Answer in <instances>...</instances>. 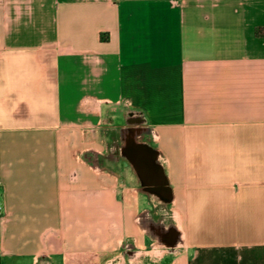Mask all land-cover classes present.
<instances>
[{
    "label": "crops",
    "instance_id": "obj_1",
    "mask_svg": "<svg viewBox=\"0 0 264 264\" xmlns=\"http://www.w3.org/2000/svg\"><path fill=\"white\" fill-rule=\"evenodd\" d=\"M0 264H264V0H0Z\"/></svg>",
    "mask_w": 264,
    "mask_h": 264
},
{
    "label": "built area",
    "instance_id": "obj_2",
    "mask_svg": "<svg viewBox=\"0 0 264 264\" xmlns=\"http://www.w3.org/2000/svg\"><path fill=\"white\" fill-rule=\"evenodd\" d=\"M1 208V207H0Z\"/></svg>",
    "mask_w": 264,
    "mask_h": 264
}]
</instances>
